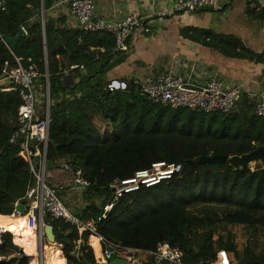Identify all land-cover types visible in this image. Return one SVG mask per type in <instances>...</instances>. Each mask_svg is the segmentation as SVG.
<instances>
[{
  "label": "trees",
  "instance_id": "obj_1",
  "mask_svg": "<svg viewBox=\"0 0 264 264\" xmlns=\"http://www.w3.org/2000/svg\"><path fill=\"white\" fill-rule=\"evenodd\" d=\"M53 2L4 0V10L0 9L2 38L15 37L20 27L26 31L12 50L0 40V75L4 63L15 66V58L25 69L33 67L42 81L47 68V161L53 168L68 161L72 170H80L91 182L87 191L90 204L79 211L78 218L84 224L92 223L94 232L79 234L75 227L49 217L62 253L56 245L49 252L44 246V264H65V260L66 264H96L87 242L99 259L97 237L142 251H154L164 243L178 249L186 264L213 261L218 250L232 253L240 264H264V246L258 252L249 245L239 251L231 233L214 239L216 221L190 213L197 206L222 207L228 210L222 219L226 225L264 230V168L241 170L227 162L187 163L209 155L240 156L264 146L263 123L247 97H241L228 114H204L153 104L131 82L125 91L110 93L104 77L113 58L112 36L56 27L46 19L43 32L40 12ZM213 39L238 48L234 38L207 37L208 42ZM99 62L104 63L94 76L70 70L71 66L89 68ZM65 71L78 82L65 84ZM20 103L17 92L0 91V220L7 227L0 236V264H30L28 256L37 257L35 235L27 225L28 219L33 221L32 214L7 218L13 216L17 204L24 205L25 193L33 184L18 147L9 144ZM97 118L105 125L102 131L94 122ZM159 163L180 166V171L156 185L122 193L99 221L112 201L109 186L113 182L129 180Z\"/></svg>",
  "mask_w": 264,
  "mask_h": 264
},
{
  "label": "built area",
  "instance_id": "obj_2",
  "mask_svg": "<svg viewBox=\"0 0 264 264\" xmlns=\"http://www.w3.org/2000/svg\"><path fill=\"white\" fill-rule=\"evenodd\" d=\"M232 0H181L174 3L168 11L160 13L159 17L171 16L174 14H190L204 9L213 11L221 10V3ZM4 0H0V9L4 10ZM69 12L74 18L79 30L87 33L105 32L113 38V52L125 53L128 50L127 41L134 31L143 28L144 23L135 14L126 16L122 21H106L98 18L94 12L93 0H68ZM20 31L26 35L23 27ZM0 40L10 50L8 45L0 36ZM82 69L80 66H71L70 70ZM67 72H64L66 74ZM261 75L264 79V52L261 55ZM0 82H8L6 87H0L1 92L15 91L20 98V105L15 118L16 130L9 137V144L18 147V156L28 165L33 184L30 186L23 198L24 214H32L33 221L27 220V225L35 233L34 248L40 264H44L41 247L42 226L44 213L54 220H61L75 227L79 234L85 230L94 232L92 223L84 224L80 219L71 213L64 205L61 194L67 191L75 193L84 192L91 188V182L87 180L80 170L74 171L69 164L63 165V170L71 173L70 178L62 183L51 185L47 182V147L49 142L50 127V100L48 75L45 73L44 82L41 75L33 68L25 69L18 59L15 58V66L4 63ZM140 95L153 104L169 106L172 109H187L204 114H228L241 99L240 85H228L216 79H209L199 83L191 79L189 75L175 73H164L156 76L137 77L130 81ZM41 85L43 88H41ZM126 83L111 81L107 85L110 93L125 91ZM45 101H39L44 98ZM253 105L255 116L261 119L264 127V90L258 93H251L247 97ZM211 157V155H209ZM38 163H35V159ZM180 166L165 165L164 163L154 164L150 170L139 171L126 181H115L109 188L113 198L111 203L104 207V214L99 219L105 218V214L111 210L117 198L122 193H129L139 189L141 186L150 187L168 179L172 174L179 173ZM31 224V225H30ZM0 229V236L6 233ZM98 238L99 259L95 257L91 245L95 263L108 264L107 260L111 255L116 260L125 261L128 264H186L182 260L181 252L167 244L160 243L154 251H142L138 249L125 248L112 242ZM80 240L77 245L81 244ZM23 252V251H22ZM235 259V258H234ZM196 264H240L232 260L230 253L225 250H218L213 261H199Z\"/></svg>",
  "mask_w": 264,
  "mask_h": 264
},
{
  "label": "crops",
  "instance_id": "obj_3",
  "mask_svg": "<svg viewBox=\"0 0 264 264\" xmlns=\"http://www.w3.org/2000/svg\"><path fill=\"white\" fill-rule=\"evenodd\" d=\"M177 1L181 0H93L98 18L119 22L135 14L147 23L143 28L136 29L128 39L127 52L115 55L113 52L105 81L127 84L137 77L171 72L189 75L199 83L216 79L228 85H240L241 97L263 91L261 55L264 52V0H232L221 3L219 11L204 9L190 14L158 16L171 9ZM40 18L53 21L56 27L78 29L69 12L68 0H54L46 11L42 7ZM210 36L234 38L238 41V48H228L224 41L216 39L208 42L207 37ZM96 50L104 53L103 48L97 47ZM45 62L48 63L47 58ZM103 63L77 69L82 75L90 72V76H94ZM64 75L70 76L67 73ZM70 77L71 84L67 82V85L78 82V78ZM63 82L66 84L65 78ZM8 85V82H0V87ZM64 164H68V161L47 170L48 183L54 185L70 178L71 173L63 170ZM78 197L79 194L72 191L61 196L65 207L77 217L79 211L90 204L88 199L83 201ZM29 214L22 213L20 217H28ZM55 245L60 247L62 253V246Z\"/></svg>",
  "mask_w": 264,
  "mask_h": 264
},
{
  "label": "water",
  "instance_id": "obj_4",
  "mask_svg": "<svg viewBox=\"0 0 264 264\" xmlns=\"http://www.w3.org/2000/svg\"><path fill=\"white\" fill-rule=\"evenodd\" d=\"M41 24H42V29L44 32L43 18L41 20ZM23 35L24 33L22 31H19L15 37H5L3 38V40L8 45V47L12 50L17 40ZM46 74L48 75L47 68H46ZM65 82L66 84L67 82L71 84V77L70 76L65 77ZM225 162L241 170L250 168L251 166H254V167L261 166L262 168H264V146L259 147L247 154H243L240 156H231L228 158L225 156H220V155L211 156V157L207 156V157H201L197 160L188 161L187 163L190 165H194V164L204 165V164H222ZM35 163H38L37 158L35 159ZM46 167H47V170H51L53 168V166L51 165V162L49 161H47ZM24 208L25 207L22 204H17L13 217H20L24 211ZM44 222H45V225L42 226L43 238L41 239V247L43 243H46V245H49V246L55 245L56 244L55 235L53 233V228L49 225V217H48V213L46 212L44 213ZM230 257L232 260H235L234 255L232 253H230ZM107 262L108 264H128L125 261L116 260L114 255H111L108 258Z\"/></svg>",
  "mask_w": 264,
  "mask_h": 264
},
{
  "label": "rangeland",
  "instance_id": "obj_5",
  "mask_svg": "<svg viewBox=\"0 0 264 264\" xmlns=\"http://www.w3.org/2000/svg\"><path fill=\"white\" fill-rule=\"evenodd\" d=\"M41 88L43 86L41 85ZM44 98H40L39 101H45L46 94L43 93ZM95 124L100 128L102 131L105 128L104 123H102L99 118L95 119ZM251 169L254 168V166L250 167ZM89 189L85 190L84 192L77 193L79 194V199L85 201L87 200V191ZM64 193L61 194V196ZM88 201V200H87ZM190 213L194 216L199 217H208L211 221H216V227H215V237L216 240L218 237H223L227 233H231L233 236V242L237 248V250L242 251L247 245L254 248L255 251H260L264 246V230L259 229L258 230H252L249 228H246L244 226H230L226 225L222 219L225 214L228 213L227 209H224L222 207H194L190 209ZM44 246H49L44 243ZM20 248V247H19ZM60 248V247H59ZM21 249V248H20ZM30 264H40L39 258L35 257L32 259L29 258ZM97 264V263H96Z\"/></svg>",
  "mask_w": 264,
  "mask_h": 264
},
{
  "label": "bare ground",
  "instance_id": "obj_6",
  "mask_svg": "<svg viewBox=\"0 0 264 264\" xmlns=\"http://www.w3.org/2000/svg\"><path fill=\"white\" fill-rule=\"evenodd\" d=\"M19 217H12L11 220L14 219H18ZM0 229H4L5 231H7V227L5 226V221L4 220H0ZM53 245L52 246H48L47 251H51Z\"/></svg>",
  "mask_w": 264,
  "mask_h": 264
}]
</instances>
